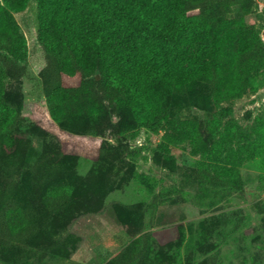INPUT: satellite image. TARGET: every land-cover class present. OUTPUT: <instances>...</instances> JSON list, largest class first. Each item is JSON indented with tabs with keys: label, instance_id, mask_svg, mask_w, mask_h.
Here are the masks:
<instances>
[{
	"label": "rangeland",
	"instance_id": "obj_1",
	"mask_svg": "<svg viewBox=\"0 0 264 264\" xmlns=\"http://www.w3.org/2000/svg\"><path fill=\"white\" fill-rule=\"evenodd\" d=\"M15 16L26 70L6 80L20 120L0 158V208L14 193L43 226L26 246L0 242V264H264V67L231 98L155 127L116 114L69 125L43 90L38 2ZM247 21L264 39V0ZM60 185L69 203L48 218Z\"/></svg>",
	"mask_w": 264,
	"mask_h": 264
},
{
	"label": "trees",
	"instance_id": "obj_2",
	"mask_svg": "<svg viewBox=\"0 0 264 264\" xmlns=\"http://www.w3.org/2000/svg\"><path fill=\"white\" fill-rule=\"evenodd\" d=\"M31 1H0V158L20 120L6 80L26 70L15 13ZM35 1L47 105L54 119L69 125L116 114L155 127L184 106L231 98L252 69L264 67L261 30L247 21L257 0ZM92 150L111 151L106 145ZM261 154L264 164V145ZM68 203L66 187H54L48 218ZM40 218L35 206L11 193L0 208V242L28 245L43 226Z\"/></svg>",
	"mask_w": 264,
	"mask_h": 264
}]
</instances>
